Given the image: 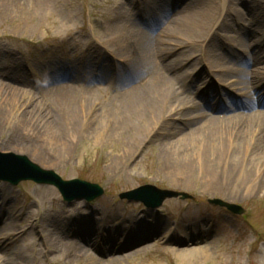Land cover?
Instances as JSON below:
<instances>
[{"label": "rangeland", "instance_id": "1", "mask_svg": "<svg viewBox=\"0 0 264 264\" xmlns=\"http://www.w3.org/2000/svg\"><path fill=\"white\" fill-rule=\"evenodd\" d=\"M190 1L206 4L216 11L205 22L204 33L190 40L177 33L162 35L158 37L162 41L159 44L156 38L143 41L136 36V30L142 31L143 27L137 19L134 0H0V87H15L27 93L14 96L3 88L0 90V149L26 155L66 179L82 178L99 183L107 192L92 205L82 201L69 207L54 187L32 182L19 186L0 183V209L2 206L9 209L6 224L0 225V235L10 239L6 247H0L8 250L0 252V264H264V122L260 131H245L243 136L248 141L251 138L248 146L242 142L235 152L239 158L237 165L231 157L238 129L232 128L229 145L224 148L227 159L217 162V173L207 168L208 172L204 163L188 177L178 164L171 171L166 165L169 160L181 162V155L170 142L182 134L173 133L179 129L191 134L205 122L195 120L196 109L182 105L183 96L194 87L192 84L199 82L201 87L206 81V75L193 78L203 71L201 65L208 72L213 67L224 70L218 79L229 81L234 77L231 73L234 51L228 46L234 43L243 49L264 43V0ZM192 8L194 11L199 6ZM203 8L204 5L200 13L204 12ZM248 39H253L252 44ZM152 47L157 55L149 62L147 55ZM162 48L165 50L161 52ZM104 49L128 64L126 73L139 75L135 87L141 91L152 86L159 76L168 74L165 78L171 82L170 98L162 96L161 114L158 110L139 131L116 125L112 114L104 110L117 106L123 90L130 91L132 87L86 77L100 76H96L99 70L94 66L97 58L94 60L93 56L102 55ZM84 52L89 55L86 64L82 63ZM26 57L47 71V65H54L58 76L73 75L75 84L78 78L88 83L78 84L82 89L72 102L57 103L52 90L60 76L58 81L54 73L55 81L38 87L27 74ZM258 58L245 72L262 79L264 58ZM171 67L173 71L169 70ZM49 71L54 72L52 68ZM186 71V77L181 80L179 72ZM20 75L25 79H19ZM238 79L249 86L246 77ZM93 89L99 101L93 102V96L90 97ZM192 93L189 96L197 99ZM15 104L12 113L10 108ZM72 107L77 125L70 118ZM101 111L105 112L103 118ZM101 119L111 124L110 128L102 127ZM154 119L158 120L157 127L160 126L150 133L156 123ZM131 121L143 124L136 117ZM59 129L61 137L56 134ZM220 136L227 145V133L221 132ZM197 141L201 154L204 140L199 137ZM168 149L170 153L162 155ZM193 163L198 167L197 158ZM144 184L170 191L161 208L147 209L140 203L121 199L122 192ZM212 198L240 204L247 212L231 213L208 203ZM83 208L95 216L89 226L78 219H84L78 215ZM130 221L131 227L149 238L125 249H119L114 240L104 243L107 238L122 237ZM105 225H108L106 232L102 229ZM69 227L73 229L64 230ZM75 227H80L84 234H75ZM175 228L179 232L205 230L192 241L185 239L177 244L169 238ZM91 236H96L94 244L86 245L80 240ZM81 245L97 257L84 253ZM184 248H198V251L189 253L188 259L182 261Z\"/></svg>", "mask_w": 264, "mask_h": 264}, {"label": "bare ground", "instance_id": "2", "mask_svg": "<svg viewBox=\"0 0 264 264\" xmlns=\"http://www.w3.org/2000/svg\"><path fill=\"white\" fill-rule=\"evenodd\" d=\"M197 5L198 4H196V6ZM202 5H204V8H203L204 12L200 13L199 11L201 10ZM207 5H209V3H207ZM159 6H162L165 9L167 4L159 2ZM205 7H206V4H200L199 9L196 8L193 11L194 8H192V3H187V5L184 7L183 12L177 11V12H173L172 14L164 15L163 16L164 22H163L161 29H158L157 27L153 26L155 16L151 12H149L147 14V20H148V31L150 33L145 32L144 30L139 31V29H137L136 30V36L143 41H152L153 39L156 38L155 41L157 42L159 40L158 41L159 44H161L162 41L158 37H160L162 35L165 37H167L168 35L172 36V35H175V33H177L179 36H182L184 40H190V38L193 37L194 35H200V34L204 33V29L206 26L205 22H207L209 20V18H212V16H214L216 13L214 8L210 9V7H206V8ZM190 10H191V12H189ZM186 11L189 12L188 15L183 14ZM208 30L209 29H206V32ZM194 39H197V38H194ZM148 46L149 45H146V47H148ZM150 48H151V46H150ZM151 50L152 51L150 52V54L147 55V60H149V62H151L152 58L155 55H157V51L155 53L153 47ZM162 50H165V49L164 48L160 49L161 52H162ZM104 66L107 67V65H104ZM15 67H17V66H15ZM46 67H48V71L45 70L44 68L42 69V72H44V74H45L46 81H50V80L55 81L56 77H54V73H55V75H57V71H56L55 66L54 65H47ZM51 68L53 69L54 72L50 73L49 70ZM61 68L62 67H60L58 69H61ZM173 69H174V67H171V69H169V70L173 71ZM133 72H135V71H133ZM158 74L161 75V72H159ZM186 74H187V71L183 72V73L179 72V76H180L179 78L181 80L184 79V77H186L185 76ZM102 75L104 77H108L109 71L105 70L104 72H102ZM163 75L164 76H159L158 78H156V82L152 86L146 88L143 91L140 90L141 88H136L135 85L131 86L132 89H130V91L127 89L123 90L124 94L119 99L117 106H115L113 109L110 107L104 108L106 113L107 112L111 113L112 114L111 116L115 118L114 120L116 121L115 122L116 125H120V126H122L123 129H126V130H128V127H129V129H134V130L139 131L144 125L149 123L151 118H153V116L155 115V113L158 110H159V113L161 114L162 109H163V102L161 101V99L163 98L162 96L165 95L164 98L169 97L170 96L169 94H171V90H172L170 80H167L165 78V77H168V74L166 73ZM134 78H135V75H132L131 80H133ZM19 79L24 80L25 77L23 78V76L20 75ZM120 82L122 84L123 83L124 84L130 83L129 80L122 79V78H120ZM120 82L114 83V84H116V86H120V85H122ZM2 88H3V91H6V93H8V91H9V92L13 93L14 96L17 93L22 94V95L27 94L24 91L16 89L15 87L3 86ZM2 88L0 87V90ZM80 89H82V88L76 87V86H74V84H69V83L60 84V85H58V87H54L52 92L55 93V96H54L55 102H57V103L58 102H65V104H67V102H72L73 100H75V97H77V92L81 91ZM61 92H65V93H61ZM94 92H95V89H93V94H91L90 97L93 96V102L99 101L100 100L99 97L97 95H95ZM191 92H192L191 90H188V94L183 96L184 98H183L182 102H184V104H182V105H190L191 108L196 109L195 120L198 122L205 120V122L203 124H200L198 127L194 128L193 132L191 134H184L179 129L173 133L175 136H178V133L182 134L181 136H179V138L176 137L175 140H172L170 142L171 146H173V145L176 146L178 153L181 155L180 156L181 162L176 163L173 160H169L168 164H166V165H168V170L170 169L169 171H171V170L175 169V167H176L175 164H178V168H181L182 171H185L189 177V176H191V174L195 173L196 169H198V168L200 169L202 167V165L205 163L207 165L205 167L206 170H207V168H209L210 171L214 170V172L217 173L215 171V169H217V166H218L217 162L218 161L224 162L227 159L226 154H224V148L228 147L229 141L231 139V137L229 136V129L230 128H232L233 130L238 129L237 135L241 136V137H238V136L236 137L235 146H234V154L231 157L232 163H234L236 165L239 164L238 163L239 158H238L237 154H235V152L239 151V147H240L242 142L244 144L247 143V146H248L249 142H250V138H251L250 137L249 141H248L247 137L243 136V135H245V131L247 129H257L258 131H260L262 129V124L264 122V111L261 113H258V114H254L253 115L254 117L243 116V117H240L238 119H229V120H220L217 118H208V117H206L207 114L205 112H203L202 108H199L197 106V104L195 102H193V100L190 99L189 95L191 94ZM196 93L198 95H202V92L200 90L196 91ZM172 102H175V100H172ZM15 109H16V104H15V106H11L10 111L12 110V113H13ZM0 111H1V108H0ZM104 113H103V111H101V116H102L101 118L104 117V115H105ZM132 117L138 118L140 123L143 122V124L139 125L137 123H133L131 121ZM70 118L72 119L74 125H77L76 113H75L74 107H72ZM155 121H156V123H155V125H156L158 120H155ZM100 122L102 123V127H105L106 129L110 128L111 124L106 122V120L101 119ZM154 126L152 127L151 130H153ZM221 132H223V134H224V132H226L228 135L227 145H225V139L223 138V136H220ZM56 134H58L59 137H61L62 131L59 129L58 131H56ZM46 137L49 138L50 136L47 134ZM199 137H200V140H204V145L202 147V153L201 154H199L200 149H201L200 148V141H197L199 139ZM59 139L61 140V138H59ZM62 139H63L64 146H66V142L64 141L63 137H62ZM98 139L99 138H96V140H98ZM168 146H169V144H168ZM191 147H193L194 149L192 148L193 149L192 150ZM167 153L168 154L170 153L169 149L163 150L162 155L167 154ZM195 158H197L196 165H198V167L195 166V164L193 163ZM201 159L203 160L202 164H201V162H202ZM227 165L229 166V163ZM211 169H213V170H211ZM225 170L226 171L229 170L227 166L225 167ZM79 220H80V218H79ZM189 227L193 228L192 226H189ZM138 231H139V229L137 231H136V229H134V233H136L135 234L136 236L138 234ZM80 232H79V234H80ZM175 233L176 232H171L169 235V238H170V240L175 241L177 244H180V242L182 240H185V239H190V241H192L193 239L198 237L202 233V231L199 233H196V231L188 232L186 230L185 232L179 234L178 236H176L177 233L176 234ZM2 236L3 235H0V247H1V242L3 241V239H6V238H4L6 236H3V237ZM95 237L91 236V238L89 240H87V237H84V239H82V242L84 241V242L94 244L95 243V240H94ZM133 237H134V235L133 236H127V237H125V239L120 240L119 245H118L119 249H122V247L124 245L129 244L130 241L133 239ZM147 238H148V234L144 233V236L136 237L134 239V241L138 242V243H142ZM116 239L119 240V238H116ZM81 248H82V251L84 253H86L87 255H90V256L94 255V253L92 251L87 252V249L85 248V246L81 245ZM197 249L198 248H192V249L191 248H184V250H181L183 255H185V257H181V260L182 261L187 260L188 259L187 256L189 255V253L193 254V253L198 251ZM10 250H12V249H10ZM7 251H8L7 249L4 250L3 248H0V252H7ZM0 259H1V257H0ZM9 262L10 261H8V263Z\"/></svg>", "mask_w": 264, "mask_h": 264}, {"label": "water", "instance_id": "3", "mask_svg": "<svg viewBox=\"0 0 264 264\" xmlns=\"http://www.w3.org/2000/svg\"><path fill=\"white\" fill-rule=\"evenodd\" d=\"M5 159L3 166L0 165V178L8 179L14 183H18L23 179H34L38 182H45L57 185L64 193L66 199L72 200L75 197L86 196L93 198L99 196L102 190L98 185L90 184L80 180L63 181L59 176L51 171H44L36 164L31 163L25 157L14 154H0V159ZM158 195L156 199L151 196ZM130 199L143 200L150 206H157L161 203L164 193H157L152 187H142L138 190L125 194ZM221 205H225L221 201H217ZM233 211H240L241 208L234 205H226Z\"/></svg>", "mask_w": 264, "mask_h": 264}]
</instances>
